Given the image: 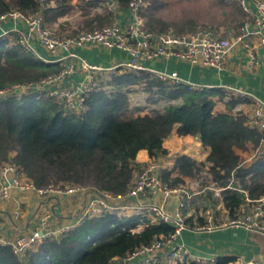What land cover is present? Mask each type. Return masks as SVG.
<instances>
[{"label": "trees", "instance_id": "obj_1", "mask_svg": "<svg viewBox=\"0 0 264 264\" xmlns=\"http://www.w3.org/2000/svg\"><path fill=\"white\" fill-rule=\"evenodd\" d=\"M87 5L92 0H78ZM105 3L104 0H98ZM129 0H115L119 8ZM143 11L145 25L151 31L180 34L198 26L193 21L170 24L154 11L166 0H146ZM220 1V0H218ZM71 0H54L46 10V19L65 13ZM34 0H0V13L35 6ZM239 8V7H238ZM238 12L242 15L241 9ZM114 13L107 6L83 22L84 30H92L113 21ZM211 27V26H210ZM215 28V27H213ZM216 29V28H215ZM74 35V34H72ZM0 37V167L14 164L34 185L77 184L98 191L123 194L133 179V172L123 166L124 157L133 160L140 149L150 158L165 153L163 139L176 123L178 135L199 136L201 144L209 148L206 161L209 172L220 187H226L234 174L236 185L247 191L250 199L264 194V157H255L245 167L235 148L255 150L261 140L260 132L250 127L247 116L229 111L233 97L225 102V111L215 110V94L211 88L194 89L185 83L170 84L146 70H130L114 76V84H137L145 92V105H131L128 88L112 91L94 90L86 97V109L66 111L52 97L36 91L14 93L17 85L36 83L57 73L59 61L47 62L35 53L23 49L15 40ZM102 85V84H101ZM162 102L161 106L158 104ZM142 111H145L141 114ZM153 159V158H152ZM176 166L186 174L198 170L195 161L181 156ZM161 177L169 186L183 181L167 170ZM223 203L232 215L243 203L240 191L223 190ZM140 218L105 214L91 217L78 225L71 234L38 245L27 257L13 253L8 244H0V264H115L137 247L159 236L167 237L174 230L169 222H147L143 228L132 230ZM230 259H219L226 264ZM187 264V263H182ZM195 264V263H190Z\"/></svg>", "mask_w": 264, "mask_h": 264}, {"label": "built area", "instance_id": "obj_2", "mask_svg": "<svg viewBox=\"0 0 264 264\" xmlns=\"http://www.w3.org/2000/svg\"><path fill=\"white\" fill-rule=\"evenodd\" d=\"M34 1L36 5L25 11L12 9L0 13V37L9 39L7 46H10V41L14 39L23 49L35 53L47 62L52 61L37 54L34 38L51 53H56L59 49H69L72 46L82 47L90 43H96L106 48L122 49L127 52L128 59L108 67L113 70H121V72L130 70L149 71L143 61L162 56L174 57L195 65L221 69L228 54L239 44L243 45V51L247 54V62L250 67L258 63L257 50L259 48L263 49L264 56V0H232L243 12L249 14L236 28L218 30L207 26L180 34L174 33L172 30L157 32L148 30L143 17V11L148 5L147 1L129 0L127 6L129 17L124 22L112 21L110 24L92 30H82L68 36L59 34L54 23L52 22L53 24L50 25L46 20V10L54 5V0ZM250 4L254 6V9L250 7ZM68 55L77 57L81 69L88 73L87 80L81 85L64 84V77L72 71V66L60 64L62 68L57 73L50 74L36 83H26L16 87H20L21 91H36L39 95L44 93L52 97L66 111L81 112L85 110L86 97L90 91H108L92 73V71L101 70L105 67L91 64L79 58L73 51L69 52ZM61 58L63 57L59 59ZM153 73L159 79L170 84L185 83L190 88L200 90L205 88L203 85L184 82L176 72L160 71ZM221 88L227 98H248L251 101L252 107L246 123L261 134L260 143L253 154L254 157H264V101L238 87L222 86ZM3 92L5 91L0 90V93ZM11 186L21 191H34L40 196L73 195L80 194L85 189H94L77 184H48L38 187L25 177L16 165L5 163L0 167V199L9 198ZM226 188L240 191L243 197V203L237 208L234 216L224 220L208 212L205 216V223L196 225L194 228L196 230H212L229 226L263 233L264 194L256 199H250L247 191L236 185L234 174L226 187L218 186L211 173L204 169H200L192 181L169 186L161 177L158 162L152 160L133 176L125 193L113 194L108 191L99 192L97 190L96 195L86 200L74 223L61 224L52 228L50 210L45 205H41L37 212L38 227L16 236L7 244L11 246L14 254L23 257L32 246L68 235L88 218L112 214L118 207L126 206L131 201L161 194L165 200L170 196L175 197L176 205L173 212L167 211L164 202H150L143 206L152 215L153 223L169 222L174 227L173 232L167 237H156L150 243L135 248L123 259L114 260L115 264H217V257L194 252L185 245L177 243L175 239L182 229L189 226L182 215V210L190 198L196 193L207 190H212L221 196ZM110 198L118 201V207L110 202ZM14 213L18 214L19 211L15 210ZM132 230H137V227ZM226 264H264V257L236 258Z\"/></svg>", "mask_w": 264, "mask_h": 264}, {"label": "crops", "instance_id": "obj_3", "mask_svg": "<svg viewBox=\"0 0 264 264\" xmlns=\"http://www.w3.org/2000/svg\"><path fill=\"white\" fill-rule=\"evenodd\" d=\"M91 2L93 4L87 5L85 2L71 0L70 7L74 6L77 9L76 14L80 13L83 19H85V16L88 18L94 13H100L106 6L114 13L113 21L124 22L129 17L128 7L119 8L115 0L112 5H109L106 1H104L105 3L98 0H92ZM250 7L254 9L252 4H250ZM241 12L245 15V18L249 16V14L243 12L242 9ZM65 15L66 13H62L56 16L55 19L48 18L46 20L50 23L57 20L61 25H64L68 21ZM218 30L225 29L220 28ZM33 41L37 54L41 55L46 60H61L59 62L60 64L72 66V71L64 77V84L79 86L87 80L88 73L81 69L79 59L68 55L69 52L73 51L79 58L91 64L105 67L101 70L92 71L99 79L104 89L109 91V89L125 90L128 88L130 104L135 106L145 105L146 94L142 91L141 87L137 84H132L128 87L126 85L114 84V76L122 72L118 69L113 70L108 68L127 60L128 54L126 51L119 48H106L96 43H90L82 47L72 46L69 49H59L56 53H51L46 50L36 38H34ZM243 50L242 44L232 49L221 69L195 65L174 57L164 56L147 59L143 61V63L149 71L176 72L186 83L203 85L205 88H211L216 92H221L222 98L217 94L213 96V100H215V110L228 112L229 110H227L225 106V102L228 98L224 95L221 88L222 86H234L244 89L264 101L263 49L259 48L257 50L258 63L252 67L248 65L247 54ZM60 57L63 58L59 59ZM233 100H235V103L229 112L232 114L242 113L248 116L252 107L251 101L248 98L241 99L239 97H233ZM161 105L162 102L158 104V106ZM144 112L145 111H142L141 114ZM178 127L183 126L180 123H176L169 131L168 135L163 139L162 147L165 149V153L157 152L152 159L146 149H140L137 151L133 160L124 157L122 161L123 166L131 169L134 176L141 171L149 161H157L161 171L167 170L172 177H181L183 179L181 183H186L194 179L200 169L209 171L210 163L206 161L209 148L201 144L199 136L178 135L176 132ZM253 151L251 145H249L246 150L235 148V152L240 155L241 164L245 167L250 166L255 159ZM181 156H186L194 160L198 170H195L194 173L189 175L180 170L176 166V160ZM205 192L194 194L186 203V207L182 210V215L189 226L180 231L175 241L199 254L215 256L218 260L227 258L230 259L229 261H232L236 258L251 259L264 257V236L261 232L229 226L212 230H196V228H194L196 225L205 223V216L208 212L224 220L232 218L235 214L234 212L231 215L229 209L224 205L223 192L220 198H218L219 201L217 204L214 203L212 192ZM97 193V190L85 189L80 194L40 196L34 191H21L11 186L9 189V198L0 199L1 244H7L16 236L37 228V212L41 205H45L50 210V223L52 228H56L61 224L74 223L86 200ZM110 202L115 207L119 205L118 201L113 198H110ZM150 202H164L167 211L173 212L175 210V197L170 196L165 200L163 195L159 194L158 196L131 201L126 206L118 207L113 214L119 217H139L140 224L137 225V230H139L143 228L147 222H154L152 220V215L148 213L143 206ZM15 210H18L19 213H14ZM37 248L38 245L32 246L29 250V255L35 253L38 250Z\"/></svg>", "mask_w": 264, "mask_h": 264}, {"label": "rangeland", "instance_id": "obj_4", "mask_svg": "<svg viewBox=\"0 0 264 264\" xmlns=\"http://www.w3.org/2000/svg\"><path fill=\"white\" fill-rule=\"evenodd\" d=\"M71 7L65 12L66 20H68L66 24L61 25L57 20L53 21L56 31L65 36L84 30L82 26L87 18L85 16V19H83L80 13L76 14L77 9L74 6ZM238 10L237 3L232 0H166L163 7L154 11V17H159L170 24L176 25L193 21L198 26L206 25L218 29H233L246 19L245 15H241ZM53 23L48 22L50 25ZM170 30H173L172 26ZM109 91H112V89H109ZM208 192H212L214 203L217 204L220 196L212 190H207L205 193ZM28 255L29 252L23 257Z\"/></svg>", "mask_w": 264, "mask_h": 264}, {"label": "water", "instance_id": "obj_5", "mask_svg": "<svg viewBox=\"0 0 264 264\" xmlns=\"http://www.w3.org/2000/svg\"><path fill=\"white\" fill-rule=\"evenodd\" d=\"M106 1L109 5H112L114 3V0H104ZM14 93H20L21 92V88L20 87H16L14 90H13ZM264 234V232L262 233Z\"/></svg>", "mask_w": 264, "mask_h": 264}]
</instances>
